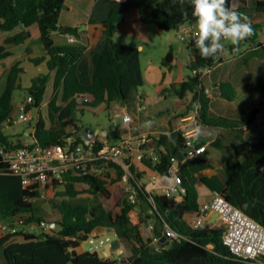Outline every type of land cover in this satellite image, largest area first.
Listing matches in <instances>:
<instances>
[{
    "label": "trees",
    "instance_id": "16d2710c",
    "mask_svg": "<svg viewBox=\"0 0 264 264\" xmlns=\"http://www.w3.org/2000/svg\"><path fill=\"white\" fill-rule=\"evenodd\" d=\"M107 1L110 9L103 19L106 28L92 50L93 79L90 84H84L79 76L78 62L87 48L75 44L59 45L55 42V35L61 26L60 13L66 0H0L1 28L10 32L6 44L0 46V61L12 54L8 49L9 45L30 39L31 27L38 24L40 40L47 55L34 58L33 61L40 63L47 60L49 69L56 71L54 93L48 102V117L39 111L36 122V138L44 145L64 143L68 137L76 134L71 128L72 119L85 108L105 103L106 110L110 112L115 103L124 99L130 108L133 105L134 110H138L139 88L145 83L141 51L138 46L116 40L119 26L128 11L138 9L144 22L156 24L164 30L179 31L187 25L195 24L189 0H184L183 4L180 0H175V3L173 0ZM228 6L241 13L249 8L247 0H228ZM255 10L264 12V0H257ZM98 21L100 20L96 16L91 17V23ZM21 24L24 27L20 29ZM79 30V26H64L61 32L78 35ZM189 48L192 59L188 67L193 73L187 79L174 83L167 91L182 99L191 94V99L180 115L195 113L198 123L231 128L235 131L233 138L243 140L236 148L228 146L231 163L224 168L225 185L218 188L229 201L264 225V135L259 140L247 141L243 137L244 130L240 128L241 120L211 115V97L205 90L202 70L205 67L212 68L217 57H201L192 36ZM173 60L174 53L170 50L162 62L170 66ZM22 71L20 64L12 66L6 88L0 93V220L8 226H14L19 216L26 217L25 226L41 221L45 212L36 200L42 196L41 189L38 186H25L21 176L9 173L4 155L8 149L22 144L19 139L7 134L3 127L4 121L13 114L14 93L20 88ZM50 78L48 73L33 79L28 88V93L34 96L33 108L39 109L45 102ZM220 85L223 95L233 99L237 88L230 81H222ZM253 89L264 99V73ZM88 95L91 98L86 99ZM260 112L259 107L252 109L246 117L248 123H254ZM76 127L78 132L82 130L78 124ZM22 136L23 133L20 134ZM107 138L112 142L123 139L117 128L111 129ZM82 139L80 136L76 140ZM153 142L156 144L157 154L144 152L140 163L148 170L169 175L172 157H184L186 137L181 130L171 127L170 132L153 136ZM204 142L199 136L197 143ZM98 164L104 169L102 173H66L63 182L53 173L48 174L45 196L55 201L60 216L51 221L55 226L50 230L45 229L40 233L19 230L4 235L0 239V245L5 247L7 264H245L242 258L224 244V226L208 230L193 226L186 218L188 213L199 211L201 207L196 174L204 166L201 160L195 158L181 162L180 175L186 188L182 199L163 192L155 194L147 191L145 184L141 182L143 173L147 171H139L134 164L132 170L138 181V202L132 203L126 196L113 207H108L101 197H112L110 185L121 180L125 170L115 160L98 161ZM79 184L85 186L79 188ZM81 193H88L89 196L80 197ZM141 200L153 209L148 212L147 218L155 217L157 234L163 238V229L169 224L183 236L168 238L170 242L167 244L161 240L164 247L156 250L151 239L142 230L141 225L145 219L135 222L136 208L140 206ZM108 228H113L118 238L133 244L131 254L125 259L102 256L98 250L93 252L90 249L73 254V250L80 249L82 242L88 239L92 231ZM12 235H22L23 240L8 241Z\"/></svg>",
    "mask_w": 264,
    "mask_h": 264
},
{
    "label": "crops",
    "instance_id": "0c3cea01",
    "mask_svg": "<svg viewBox=\"0 0 264 264\" xmlns=\"http://www.w3.org/2000/svg\"><path fill=\"white\" fill-rule=\"evenodd\" d=\"M126 1V0H120ZM257 0H247L249 8L243 13L246 14L252 24L253 34L241 41L238 45L231 47L230 43H224L225 47L221 54L217 56L216 64L209 69L208 72L203 74L205 86L210 89V113L214 116H227L241 120L240 128L244 130L243 137L247 141L259 140L264 135V99L262 95L254 90L253 87L257 83L260 75L264 73V12L256 11L255 5ZM110 5L107 0H66L65 7L60 13L61 26H79V34L75 35L76 41L69 40L70 34L62 33L60 30L55 35V42L59 45L75 44L85 46L86 52L78 62V70L81 81L84 84H90L93 79V61L92 50L98 44L105 31V23L103 19L108 14ZM96 16L100 21L91 23V17ZM150 23L144 22L138 9H132L126 13L125 20L120 24L116 40H129L133 43L131 45L138 46L141 53V61L143 73L145 76L144 87L139 88L138 110H134L133 105L131 108L126 103L117 102L112 106L110 112L106 110V104L103 103L98 107H88L85 110L93 112L97 120L93 124H84L79 119H72L71 128L77 131L76 124L83 125L101 137H108L111 129L117 128L120 131L123 139H131L134 147L130 151L131 156L134 158L133 165L136 164L139 171H147L143 173L141 182L145 184L147 191L152 193H162L164 188L169 186L173 179L171 175H163L156 171L148 170L138 159L135 158L137 147L135 141L137 135L141 133L149 134V143L144 152L149 151L157 154L156 144L153 142V136L161 133L170 132L171 127L179 129L190 115H180L186 107L187 102L191 99V94L182 99L174 95L167 89L174 83H179L189 77L193 72L188 67L189 61L192 59V51L189 48V41L191 35L190 26H185L177 31V35L184 42L181 49L180 57L175 52L174 47H167L166 43L162 45L159 56L166 55L170 50H173L174 60L170 66L163 64L162 60L150 59L146 63L143 62L142 54L146 49L151 46L150 44ZM21 29V27H20ZM32 37L23 43L9 45V50L12 54L0 61V93H2L7 84V77L9 70L15 64H20L23 71L20 76V88L28 89L33 79L42 74L50 73L51 78L48 83V90L45 102L38 109L43 113V109L47 107L49 99V90L54 83L56 71L50 70L47 60L40 63H35L34 58L46 56V50L40 40V27L34 24L32 27ZM10 32L0 28V46L6 44V38ZM135 42V43H134ZM125 43V42H124ZM129 44V43H127ZM185 46V48H184ZM230 81L236 88L237 93L233 99H228L223 95L221 82ZM19 88V89H20ZM28 92V91H26ZM46 95V96H47ZM25 99V96L14 103L13 113L19 109L20 103ZM259 107L261 112L258 114L254 123L249 124L246 122V117L252 109ZM84 110V111H85ZM106 112L108 114L105 120L100 119V113ZM40 112H38L39 115ZM130 113L132 120L126 122L124 115ZM44 115V114H43ZM118 117L122 118L123 124L120 126ZM83 127V128H84ZM84 128V129H85ZM201 133L200 137L204 139L206 150L198 157L204 163V166L197 171L198 181L197 188L199 191V201L201 206L209 201L213 193L219 190L218 186L225 185L226 177L224 168L227 164L231 163V156L228 154V146L238 147L242 144L243 140L238 138L234 139L235 131L231 128L216 127L210 125L200 124ZM83 130V129H82ZM24 131L29 135L31 129L29 126H24L22 130L13 131L16 139L21 141L20 134ZM24 136V135H23ZM120 141V140H119ZM227 147V150L225 149ZM185 157V152H184ZM183 157V158H184ZM182 158V159H183ZM121 185L122 181H118ZM111 189V187H110ZM112 191V190H111ZM140 206H137L136 219H145L141 225L143 232L146 234V225L148 222H154L155 217L147 218L148 212H152L147 202L139 201ZM201 208V207H200ZM198 211L191 212L186 215L187 220L195 227L194 222L197 218ZM217 215L216 221L212 218ZM0 239L10 233V226L1 221ZM55 226V223H52ZM224 222L217 212L208 213L201 228L208 230L223 227ZM20 230L35 231L30 229L28 225L20 226ZM101 233L108 232L107 229L99 230ZM163 236H165V229H163ZM23 240L22 235H12L8 240L20 241ZM169 240V239H168ZM162 241L167 244L168 241ZM86 246V241H83L79 251L91 249ZM133 244L127 240L120 239L118 236L115 239L107 242L101 250L97 249L102 256L109 255L113 258H126L131 254ZM5 247L0 245V264H7L4 255ZM121 258V255H123ZM124 263V262H121ZM131 264L130 262H127Z\"/></svg>",
    "mask_w": 264,
    "mask_h": 264
},
{
    "label": "built area",
    "instance_id": "2783aa9c",
    "mask_svg": "<svg viewBox=\"0 0 264 264\" xmlns=\"http://www.w3.org/2000/svg\"><path fill=\"white\" fill-rule=\"evenodd\" d=\"M187 26L193 28L194 24ZM189 34L193 35L190 29ZM69 40L75 42V35L70 34ZM209 69L210 67H205L202 70V74L208 72ZM205 90L207 93L210 92V89L207 87H205ZM89 98L91 96L88 95L86 99ZM33 102L34 96L28 93L26 98L20 103L18 111L11 114L4 121L3 127L13 126L22 121H34L36 115L32 112L34 110L32 107ZM124 120L126 122L132 120V115L130 113L125 114ZM79 126L82 129L85 128L83 125ZM199 126L200 123H198L196 114L192 113L187 121L179 127V130L184 133L185 137H189L192 135L193 128ZM30 129L31 132L27 137H21L22 144L20 146L8 149L4 153L5 159L8 162V172L21 176L25 186H38L40 189L44 188L45 190L47 176L50 172L63 182L66 173L74 175H86L95 172L102 173L104 169L98 164V161L107 162L115 160L125 170L121 181L124 184V190L129 200L132 203L138 202L136 185L138 181L136 173L132 170L134 158L130 154V151L134 147L131 139L112 142L107 137H101L88 128L93 133L90 138H83L81 136L83 138L82 141H77L76 139L80 137L79 133L82 131L78 132L77 129L75 131L76 134L68 137L64 143L44 145L36 138V123ZM22 133L25 135L24 132ZM148 139V133H141L136 137L135 147H137V153L135 154V158L139 161L143 159V147L147 144ZM98 145L99 148H97ZM205 150L206 146L198 144L197 140L189 142L186 139L184 148L185 157L183 159L177 156L172 157L170 175L173 182L164 188L163 193L178 199L183 198L186 188L182 184L183 181L180 175L181 162L187 159L198 158ZM210 212L220 214L225 227L223 242L235 255L242 258L245 264H264V225L261 222L250 216L240 207L234 205L219 190L215 191L211 199L201 206L194 224L201 226L205 216ZM38 222L43 229L50 230L53 227L52 223L46 219ZM25 223L26 217L19 216L14 226H10V231L13 233L18 232L20 226L25 225ZM1 226L2 223L0 222ZM155 227L154 222H148L146 225V235L151 239V244L155 249L161 250L164 247L161 244L162 236L155 232ZM113 236L117 237L115 231L101 233L99 230H94L89 234L87 240L97 250L112 240ZM165 236L173 239L183 235L169 224H166Z\"/></svg>",
    "mask_w": 264,
    "mask_h": 264
},
{
    "label": "clouds",
    "instance_id": "9594fccd",
    "mask_svg": "<svg viewBox=\"0 0 264 264\" xmlns=\"http://www.w3.org/2000/svg\"><path fill=\"white\" fill-rule=\"evenodd\" d=\"M180 3L183 4L184 0H180ZM189 3L195 20L192 38L201 57L205 59L215 58L222 53L225 47L222 41L235 46L253 34L249 17L229 7L228 0H189ZM184 16H187L186 11ZM200 133V128L195 127L192 135L186 139L189 142L197 140Z\"/></svg>",
    "mask_w": 264,
    "mask_h": 264
},
{
    "label": "rangeland",
    "instance_id": "374dc122",
    "mask_svg": "<svg viewBox=\"0 0 264 264\" xmlns=\"http://www.w3.org/2000/svg\"><path fill=\"white\" fill-rule=\"evenodd\" d=\"M149 26H151V28H152L151 32H150V44H151V46H149L146 49V51L143 52V54H142L143 62L146 63L150 59H155V60L161 61L163 59V57L165 56V55L164 56H159L160 55V51L162 49L161 47H162V45L164 43H166L168 48H169V46H171V43H172V46L174 47L175 52L180 57V55H181V49L180 48H182L184 42L177 35V31H175V30H164V29L158 27L156 24H150ZM122 42L129 43V44L133 43V42H131L129 40H126V39L122 40ZM224 42L229 43L228 41H224ZM184 48H185V46H184ZM142 87H144V86H142ZM53 90H54V88H53V85H52V87L49 90V99L48 100H50L51 97L53 96V93H54ZM26 91H28V89H25L24 87H21L20 89L18 88L15 91V93H14V98H13L14 103H16L18 100H20L24 96L26 98V96L28 95V92H26ZM47 97H48V95L46 96V98ZM32 112L36 115L34 121H32V122L22 121V122H19L17 124H14L13 126L4 127V130L6 131V133L10 134V135H13L12 134L13 131L22 130L24 128V126H29L30 128H32L33 125L37 121L39 110H38V108H34V110ZM43 114H44V116L48 117V104H47V107H45L43 109ZM99 115H101L99 117V120L100 119H102V120L108 119L107 118L108 114H106V112L100 113ZM97 117L98 116H95L93 114V112L85 110L83 112L79 111L77 113L76 117L73 118V120L74 119H79L82 123H84L86 125L87 124L90 125V124H93V123L96 122ZM118 121H119L120 126H122L123 121H122L121 117H118ZM49 123H50V121H48V124ZM13 136H14L13 138H15V135H13ZM24 136L27 137L26 134ZM225 149L227 150L226 146H225ZM118 181H120V180H118ZM118 181L114 182V183H112V185H110L111 190H112V197L111 198H107V197H104V196L101 197L103 202L108 207H113L123 197L127 196V193L124 190L123 185H121ZM83 186H84L83 184H79L78 185L79 188H82ZM41 194H42V196L39 197L38 199L36 198V200H37V202H40V204L42 205V207L45 210V212L43 214L44 219L48 220L49 222L58 219L60 215H59L58 208L55 205V201H52V200L46 198L44 188L41 189ZM87 196H89L88 193H81L80 194V197H87ZM216 217H217V215H214L212 219L214 221H216ZM27 225H28V227L30 229H33V230H35L38 233H40L43 230H45V229L42 228V226L39 224L38 221H34V222H32L30 224H27ZM115 238H116V236L112 237V239H115ZM86 246L88 248L91 247V243L88 240H86ZM101 249L102 248H100L99 250H101ZM120 264H128V263L124 262V263H120Z\"/></svg>",
    "mask_w": 264,
    "mask_h": 264
},
{
    "label": "water",
    "instance_id": "95a60500",
    "mask_svg": "<svg viewBox=\"0 0 264 264\" xmlns=\"http://www.w3.org/2000/svg\"><path fill=\"white\" fill-rule=\"evenodd\" d=\"M64 7H65V6H64ZM20 27L23 28V27H24L23 24H21ZM0 28H1V22H0ZM63 28H64L63 26H60V30H63ZM120 102L124 104V103H125V100L122 99ZM262 108H264V107L262 106ZM246 122H248V121H246ZM79 135L82 136L83 138H90V137L93 135V133H92L89 129L85 128V129H83V130L79 133ZM108 231L113 232L114 229H113V228H109ZM162 239L168 241V243L170 242V240H168V237H167V236H163ZM90 250L93 251V252L96 251V249H95L94 246H92V248H91ZM78 253H79V250H78L77 248H75V249L73 250V254H74V255H77ZM122 256H124V254L121 255V257H122ZM106 257H109V255H106Z\"/></svg>",
    "mask_w": 264,
    "mask_h": 264
}]
</instances>
